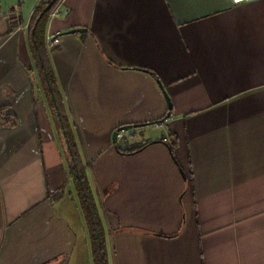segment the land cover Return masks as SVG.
Masks as SVG:
<instances>
[{
	"label": "crops",
	"instance_id": "obj_1",
	"mask_svg": "<svg viewBox=\"0 0 264 264\" xmlns=\"http://www.w3.org/2000/svg\"><path fill=\"white\" fill-rule=\"evenodd\" d=\"M41 1L0 0V264H93L28 45ZM44 44L106 264H264V0H60Z\"/></svg>",
	"mask_w": 264,
	"mask_h": 264
},
{
	"label": "trees",
	"instance_id": "obj_2",
	"mask_svg": "<svg viewBox=\"0 0 264 264\" xmlns=\"http://www.w3.org/2000/svg\"><path fill=\"white\" fill-rule=\"evenodd\" d=\"M49 1L50 0L41 1L40 4L37 6V8L34 9L31 15V18H29L30 21H29L28 29H27L28 30V40H29L28 45H30L33 58L35 59L36 66L42 76V80L44 81L43 83H45V87L47 91L49 92V88L46 83L47 81L52 88V91H53V94L56 100V107H57V110L59 111V115L61 118L60 121L63 123V129L65 130L66 138L68 139L69 144H70V149H71V154H72L70 169H71V173L76 183L75 185L77 186V193L79 196L81 208L85 216L87 228L90 233L89 236L91 237V248L90 249H92L93 264H106L104 248H103V240L101 238L102 237L101 224L99 221L97 211L95 210L96 207L92 201V197H90L91 195H90L88 186L87 184H85L86 182L83 177V172H81L83 171V168L81 166V160L79 159L80 157H79L77 148L75 146L76 144L74 143L72 139L70 128L67 124V121H65L66 120L65 112L62 108L61 99L56 89L54 73H53V70H51L52 67L47 57L48 56L47 49L44 44L45 43V28H46L48 17L50 13H52L55 10L57 4L60 2V0H55V2L53 3V5H51L48 11L46 13H43L40 16L42 9L45 7V5L48 4ZM135 135L136 133L133 132L132 137ZM170 136L172 135H168L167 137H162L159 139V141L162 143H165L171 150V153L173 154V146L175 144L174 142L175 140H173ZM118 150L122 153L129 154V153H133L137 151L138 148L129 147V148H126L125 150H121L120 148H118ZM74 165L77 167L78 172L81 175L83 190L85 191L86 197L83 195L82 187L79 185L80 183L75 176ZM96 232L98 233L97 236L100 241L99 245L97 242V237L95 236ZM100 259H102L101 262H100Z\"/></svg>",
	"mask_w": 264,
	"mask_h": 264
},
{
	"label": "water",
	"instance_id": "obj_3",
	"mask_svg": "<svg viewBox=\"0 0 264 264\" xmlns=\"http://www.w3.org/2000/svg\"><path fill=\"white\" fill-rule=\"evenodd\" d=\"M55 2V0H50L49 2H48V4L47 5H45V7L42 9V11H41V14H40V16L43 14V13H46L47 11H48V9L51 7V5H53V3ZM79 31H85L84 30V28H76V29H71V30H69V31H66L65 33H76V32H79ZM47 83V85H48V88H49V91H50V93H51V97H52V100H53V103L56 105V103H55V98H54V96H53V92H52V88H51V86H50V84L48 83V81L46 82ZM157 84H158V86L160 87V91H162L163 92V95H164V98H165V101H166V104H167V108H168V110H171V102H170V99H169V97H168V95L166 94V92L164 91V89H163V86H162V84L158 81V79H157ZM56 110H57V107H56ZM57 115L59 116V111L57 110ZM168 115H169V113H168ZM149 125V123H142V124H133V125H131V124H129V125H121V126H119V127H117L114 131H112L113 133H112V136H111V139H112V142H116V136H117V134H118V132L121 130L122 131V129L123 130H135L136 128H138V127H143V126H148ZM61 127L63 128V125H62V123H61ZM62 134H64V136L66 137V134H65V130L63 129V133ZM66 145H67V148H68V150H69V152H70V156H71V158H72V154H71V149H70V144H69V141H68V139H66ZM74 167H75V176H76V178H77V180L79 181V185L82 187V193H83V195L86 197V194H85V191L83 190V185H82V178H81V175H80V173L78 172V169H77V167L74 165ZM98 233L96 232V237H97V242H98V245L100 244V241H99V238H98ZM101 260L102 259H100V262H101Z\"/></svg>",
	"mask_w": 264,
	"mask_h": 264
},
{
	"label": "built area",
	"instance_id": "obj_4",
	"mask_svg": "<svg viewBox=\"0 0 264 264\" xmlns=\"http://www.w3.org/2000/svg\"><path fill=\"white\" fill-rule=\"evenodd\" d=\"M251 1H255V0H229L230 4L231 5H238V4H241V3H245V2H251ZM17 10V7H13L12 8V11H16ZM46 41H47V46L48 47H53L54 45H56L57 43H59V37L58 35H54V34H49L46 36ZM155 127H160V125L162 124L161 123H152ZM132 132L133 130H123L122 131L120 130L116 136V142L117 141H123L125 144L126 143H129L130 140L132 139Z\"/></svg>",
	"mask_w": 264,
	"mask_h": 264
},
{
	"label": "rangeland",
	"instance_id": "obj_5",
	"mask_svg": "<svg viewBox=\"0 0 264 264\" xmlns=\"http://www.w3.org/2000/svg\"><path fill=\"white\" fill-rule=\"evenodd\" d=\"M146 131H147V134H154V133L158 132L157 130H155L153 124L149 125V126L147 127V130H146ZM123 143H124V142L121 141V144H123Z\"/></svg>",
	"mask_w": 264,
	"mask_h": 264
},
{
	"label": "flooded vegetation",
	"instance_id": "obj_6",
	"mask_svg": "<svg viewBox=\"0 0 264 264\" xmlns=\"http://www.w3.org/2000/svg\"><path fill=\"white\" fill-rule=\"evenodd\" d=\"M133 132H135V131H133ZM133 132H132V133H133ZM131 136H132V135H131Z\"/></svg>",
	"mask_w": 264,
	"mask_h": 264
}]
</instances>
